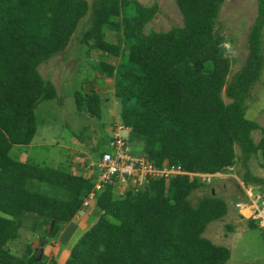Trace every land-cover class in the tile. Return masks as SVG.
Instances as JSON below:
<instances>
[{
    "label": "trees",
    "instance_id": "1",
    "mask_svg": "<svg viewBox=\"0 0 264 264\" xmlns=\"http://www.w3.org/2000/svg\"><path fill=\"white\" fill-rule=\"evenodd\" d=\"M221 1L175 0L181 25L144 31L156 4L0 0V263L58 264L53 258L35 257L30 243L19 255L6 242L16 236L19 218L27 211L37 214L44 235H54L92 188L94 172L82 176L8 153L12 144L31 139L33 109L39 100L56 97L61 104L62 95L42 80L36 66L64 48L85 15L86 25L77 32L79 43L85 49L96 47L118 55L115 64L102 59L89 64L98 75L112 77L119 122L129 127V141H140V152L156 163L166 158L189 170H226L236 162L242 168L243 184L261 181L250 172L247 159L258 150L264 167V125L247 118L244 109L264 68V0L256 1L245 35L244 59L228 80L224 37L214 27ZM105 29L120 31L116 37L125 46L122 51L118 43L105 38ZM221 89L230 98L227 102ZM70 92L77 108L99 117L96 91L81 87ZM254 127L260 130L256 142L250 136ZM106 145L103 141L102 149ZM34 181L50 190L31 187ZM199 185L197 178L176 174L167 183L148 179L141 189L114 197L111 184L105 183L93 196L101 213L78 236L61 264L222 263L229 250L201 231L206 222L225 212V204L210 189L190 196ZM236 188L244 197L238 183Z\"/></svg>",
    "mask_w": 264,
    "mask_h": 264
},
{
    "label": "rangeland",
    "instance_id": "2",
    "mask_svg": "<svg viewBox=\"0 0 264 264\" xmlns=\"http://www.w3.org/2000/svg\"><path fill=\"white\" fill-rule=\"evenodd\" d=\"M86 1L88 3L90 2V0ZM138 1L143 5L156 4L157 6L152 17L145 22L143 26L144 31L150 29L166 30L172 26L181 25V13L175 0ZM256 1L257 0H222L218 5L214 27H217L224 37L223 52L230 62L228 72L225 75V80L229 79L230 74L244 59L246 53L245 35L256 12ZM85 21L86 15L79 19L64 48L40 61L36 66V70L42 80L51 83L55 88L56 94L62 95V105L56 97L41 99L37 102V106L35 105L33 114L36 138L37 135L40 134L39 131L41 128H43L42 125L48 123L47 120H51L53 129L52 118L54 119V126H56V129H54V132L52 133L54 136L60 137L59 133L65 129L70 132L82 130L83 125L81 122L75 123V121H71V124L68 121V114L78 109L83 117H86V131L88 132L85 136L89 138V141L97 139L99 133V129L96 125V123H98L97 117L92 115L87 116L86 113L88 112L77 108L73 100V94L70 92L76 88L81 89V87L85 91L92 87H95L96 90L101 89L100 99H106L109 102L108 105L112 111L108 123L112 126L114 123L119 122L114 120L118 110V102L117 100L116 102L113 101L112 98V82L105 80V82L98 83V80H101L98 78L100 75L97 74L94 66L89 64V62L94 63L99 59L115 64L118 55L110 54L96 47L89 49L83 48L84 46L79 43L77 32L79 33L83 26L86 25ZM117 35L119 38L120 31L105 29V38L110 42L118 43L119 51H122L125 46L121 41H118V38L116 37ZM261 47L264 58V32L261 36ZM208 67L209 65L205 62L203 68L206 69ZM220 95L225 102L230 99L225 96L223 89H221ZM244 115L255 121L259 126L264 125V68L262 69L260 78L254 82L250 89V97L246 100ZM46 131L48 134L50 133L48 129ZM52 134L47 135V137L49 138L50 136H53ZM85 136L81 134L78 138L80 147L83 150L85 149V144L83 143V138ZM250 136L252 140L256 142L260 136L259 128H251ZM60 143L61 141L54 138L53 141L43 143L42 145L30 144L28 146L27 144H12L8 153L12 157H17L21 151H24L26 155H30V159L33 157V160H35L34 162L40 165H49L64 170L67 163V149L62 147ZM129 144L133 151L140 150V141L133 140L130 141ZM102 146L103 141L98 140L95 144V151H90L92 159L94 158L95 160L99 150L102 149ZM235 150H237V148H235ZM78 153H80V158L84 161L82 165L86 166V170H90L89 173H91L92 167L89 163L94 160L88 159L87 156L84 160V151H78ZM259 155L258 150L250 154L247 161L251 167L254 168L257 165H260ZM241 170L242 168L234 162L228 169L219 170V172L214 174L213 177H210L208 181L206 179H200L199 177L197 180L201 182V185L190 192V196L192 195L194 197L195 194L201 193L202 190L210 189L216 196L221 198L225 204V212L221 216L206 222L201 231V235L207 237L213 243L225 246L229 250V255L232 251L231 255H228V257L220 264H253V261H256V264H260L261 261L264 260V233L258 228L256 221L253 218L250 216L247 217L242 213V211H246L248 214L247 207L238 210L234 206V202L238 198L246 199V196H239V191L236 188L237 183L241 187L242 185L245 186L240 180L239 172H241ZM30 183L29 185L31 187L38 188L39 190H50L43 182L34 181ZM145 183L146 182L142 183L139 188L141 189ZM245 187L250 189L253 193L260 192L264 195V184L263 189L260 188L258 184H250V186L246 184ZM127 190L133 191L134 188L124 182L123 179H115L111 182V192L114 197L124 196L125 191ZM83 200L84 197L82 198L79 208L86 206V209L89 210V219L87 221L91 222L90 219L93 218L92 222H94L98 214L101 213V210L95 205L94 199H85L87 202H85L86 204H83ZM37 222L38 216L36 213L31 211L24 212L19 218L16 236L6 242L7 248L11 252L20 255L24 252L27 243H30L31 247L38 245L40 236L46 237L42 245L50 239H52L50 243L54 244L57 238L56 234L52 236L44 235L43 225H38ZM64 223H66V221L61 224L63 225ZM61 224L59 227L62 226ZM235 247H237V249H235ZM41 255L43 254H40V256Z\"/></svg>",
    "mask_w": 264,
    "mask_h": 264
},
{
    "label": "built area",
    "instance_id": "3",
    "mask_svg": "<svg viewBox=\"0 0 264 264\" xmlns=\"http://www.w3.org/2000/svg\"><path fill=\"white\" fill-rule=\"evenodd\" d=\"M128 136L129 127L120 122L111 126L107 145L98 157L89 163L94 172V182L91 190L84 196L83 204H86L88 199L92 200L94 193L101 190L105 183L111 184L115 179H123L134 188L133 191H136L148 179L161 178L167 183L172 175L181 174L186 175L188 179L200 177L208 181L210 177L219 172V170H189L179 162H170L166 158L156 163L145 153L133 151ZM245 186L242 185V189L246 199L238 198L234 206L238 210L247 207L248 214L245 216L253 218L258 228L264 233V195L260 192L253 193ZM260 264H264V260Z\"/></svg>",
    "mask_w": 264,
    "mask_h": 264
},
{
    "label": "crops",
    "instance_id": "4",
    "mask_svg": "<svg viewBox=\"0 0 264 264\" xmlns=\"http://www.w3.org/2000/svg\"><path fill=\"white\" fill-rule=\"evenodd\" d=\"M98 78L101 79V80H98V83L105 82V80H108V81H111L112 85H113L112 77L100 75V76H98ZM111 88L113 90V86ZM91 89H93L97 93L99 92L98 94H99L100 115H99V118H97L98 123H96V125L99 129L97 139H95V140L92 139V141H89L88 140L89 138L87 136H85V134H87V132H88V131H86L87 130L86 129V120H85L86 117L84 118L83 115L80 113V111L78 109H76V111H72L71 113L68 114V121L71 124H72L71 121H75V123L81 122V124L83 125L82 130H79V131L76 130V132H70V131L65 129L61 133H59L60 137L54 136L52 133L54 132V129H56V126H54V119L52 118L53 129H52V125H51L52 124L51 120L50 121L47 120L48 123L46 125H44V124L42 125L43 128H41V130L39 131L40 134L37 135V138H36V130H35L31 139L29 140V142L25 143L28 146L30 144L42 145L43 143L51 142V141H53L54 138H57L59 141H61L60 145L62 147H64L65 149H67V159H66L67 163L65 165L64 170H67L70 173L80 174L82 176L89 175L90 170L87 171L86 166L82 165L84 163V161L80 158L81 156H80V153H78V151H84V153H85V155H83L84 160L86 159V156L88 159H92V157L90 156V151H95V144L98 140H103L104 143H108L109 132H110V127H111L110 123H108L109 117H111L110 113L112 112L111 109L109 108V105H108L109 102L106 99H102V98L100 99V94H101L100 90L101 89L96 90L95 87H92ZM112 98H113V101L116 102V98L114 96V93H113ZM47 99H49V98H47ZM86 115L91 116V115H89V113H86ZM114 120L119 121L117 114L115 115ZM47 129L50 132L49 134L46 131ZM51 134L53 136H50L48 138L47 135H51ZM81 134L85 136L83 138V141H84L83 143L85 144L84 150L81 149L80 143L78 142V138L80 137ZM98 155H97V157H98ZM29 157H30V155L29 154L26 155L24 151H21L19 156H17V158L20 160H25V159L31 160L32 159L31 161H33V162L35 161V160H33V157L31 159ZM92 160H94V158ZM247 165H248L250 172L253 175L261 178V182L254 183V184L255 185L258 184L259 187L263 189L264 167L257 165L256 167L253 168V167H251V165H249L248 161H247ZM250 184H253V183H247L248 186H250ZM91 204H92V201H91ZM88 219H89V210L86 209V206L78 208L75 211L74 215L68 221H66V223H64L63 225L61 224L62 226L57 229V232H55L56 237H57L56 242H54V244H51L50 241L52 239H50L47 242H45L44 245H42L41 254H43V256L46 257L47 259L53 258L58 264H61L65 260V258L67 257L69 250H70L72 244L74 243V241L93 221L92 220L93 218L90 219L91 222L87 221ZM235 249H237V247H235ZM233 251H235V250H233ZM231 253H232V251L230 252V255H231ZM258 258H260V257H258ZM255 262L256 261H253V264Z\"/></svg>",
    "mask_w": 264,
    "mask_h": 264
},
{
    "label": "water",
    "instance_id": "5",
    "mask_svg": "<svg viewBox=\"0 0 264 264\" xmlns=\"http://www.w3.org/2000/svg\"><path fill=\"white\" fill-rule=\"evenodd\" d=\"M51 224H52V221H50V224H49V230L51 229ZM46 239V237H40L39 240H38V245L34 246L33 248V255L35 257H39L40 254H41V245L43 243V241Z\"/></svg>",
    "mask_w": 264,
    "mask_h": 264
}]
</instances>
